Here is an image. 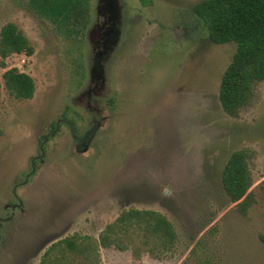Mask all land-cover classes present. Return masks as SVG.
Listing matches in <instances>:
<instances>
[{
	"label": "rangeland",
	"instance_id": "obj_1",
	"mask_svg": "<svg viewBox=\"0 0 264 264\" xmlns=\"http://www.w3.org/2000/svg\"><path fill=\"white\" fill-rule=\"evenodd\" d=\"M141 1L117 0L119 55L91 75L90 31L113 15L105 3L89 0L71 37L26 0H0V32L13 23L34 48L0 57V264H264V81L228 115L219 91L237 44L210 41L193 11L204 0ZM9 69L33 78L32 99L6 88ZM240 150L247 212L222 183ZM139 211L166 217L174 243L136 225L101 246L108 225Z\"/></svg>",
	"mask_w": 264,
	"mask_h": 264
},
{
	"label": "trees",
	"instance_id": "obj_2",
	"mask_svg": "<svg viewBox=\"0 0 264 264\" xmlns=\"http://www.w3.org/2000/svg\"><path fill=\"white\" fill-rule=\"evenodd\" d=\"M26 1L32 10L51 24H59V30L68 36L79 37L83 33L89 17V0ZM141 2L147 3L146 0ZM193 11L203 21L211 42L237 44L232 61L222 76L219 91L223 110L237 117L254 98L258 84L264 81V0H204L196 4ZM13 54L32 56L34 48L15 24L8 23L0 32V57L6 59ZM3 78L6 88L17 99L34 97L35 82L29 74L9 69ZM249 155L248 150L233 152L222 173L223 187L229 200L244 212L254 201L253 193L249 191L252 186ZM136 225H144L165 248L176 240L174 228L166 217L154 211H139L119 220L118 228L108 225L99 243L107 248L112 241L116 242L110 234L120 232L125 236L127 228ZM66 244L75 248L73 241L67 240Z\"/></svg>",
	"mask_w": 264,
	"mask_h": 264
},
{
	"label": "flooded vegetation",
	"instance_id": "obj_3",
	"mask_svg": "<svg viewBox=\"0 0 264 264\" xmlns=\"http://www.w3.org/2000/svg\"><path fill=\"white\" fill-rule=\"evenodd\" d=\"M105 7L107 9H109L107 6H105ZM100 14H99V16L101 18ZM99 16H98V19H99ZM102 22H103L102 26H100L101 23L96 24L98 27H96L95 30H97V28H99V33H97V32L95 33L97 39L95 41L93 40V42H95V46H94V48H92L93 57H92V63H91V65H92L91 66V75L92 74L93 75H103L104 74L103 65L106 64L107 60L111 59L112 56L115 59V57L119 55L120 51H119L118 47L122 44V34L120 35V33H119L118 38L116 39L115 44H113L110 40L112 37L114 38L113 32L106 27L107 24L111 25L110 16H108V17L104 16ZM102 79H101V83H103L102 81L104 80V79L103 80ZM121 86L125 87L126 92H124V91L117 92L116 93L118 95L117 99L119 101V98H121L123 100L120 102H122L123 104L127 102L125 105H129L130 104L129 102H131L133 99L132 98L130 99V97H129L130 95H129V90H127V88H126L127 86L123 85L122 83H121ZM131 89H132V87H131ZM115 102L116 101L114 100L113 103H115ZM83 144L85 145L86 142H84Z\"/></svg>",
	"mask_w": 264,
	"mask_h": 264
},
{
	"label": "water",
	"instance_id": "obj_4",
	"mask_svg": "<svg viewBox=\"0 0 264 264\" xmlns=\"http://www.w3.org/2000/svg\"><path fill=\"white\" fill-rule=\"evenodd\" d=\"M103 3H105L104 5L110 8V12L113 13V15L111 16L113 18H111V25L107 24L106 27L111 30L114 33V38L112 37L110 40L113 44H115L116 39L119 36V30L117 32V28L119 29L120 27V6H118L117 4V0H101ZM116 20L119 21V27H117V25L114 26V24L116 23ZM97 27V25L95 24L93 29L90 31V37L92 38V41L96 40V35L95 33H99V28H97V30H95ZM116 27V29L114 28ZM94 46H95V42H93Z\"/></svg>",
	"mask_w": 264,
	"mask_h": 264
}]
</instances>
